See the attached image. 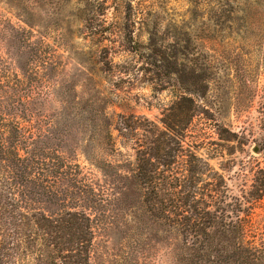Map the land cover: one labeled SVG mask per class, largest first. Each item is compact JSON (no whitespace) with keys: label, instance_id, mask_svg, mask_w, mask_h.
Returning a JSON list of instances; mask_svg holds the SVG:
<instances>
[{"label":"rangeland","instance_id":"rangeland-1","mask_svg":"<svg viewBox=\"0 0 264 264\" xmlns=\"http://www.w3.org/2000/svg\"><path fill=\"white\" fill-rule=\"evenodd\" d=\"M87 1L0 0V18L15 29L0 39V56L13 75L27 81L22 66L29 52L19 28L27 30V23L47 44L46 64L37 71L42 78L31 90L51 96L29 104L40 117L24 127L46 171H57L59 159L62 167L50 183L58 194L39 208L47 216L72 209L91 217L90 264H194L158 234L131 179L138 146L162 145L168 127L176 149L171 189L184 193L187 220L202 218L206 207L212 215L225 209L242 225L244 242L260 246L264 0H90L106 21L92 22L104 30L96 35L79 22ZM102 47L113 49L108 66L98 63ZM120 116L139 127L130 137L138 145L115 130ZM95 126L111 133L114 154L109 142L95 143Z\"/></svg>","mask_w":264,"mask_h":264},{"label":"trees","instance_id":"trees-1","mask_svg":"<svg viewBox=\"0 0 264 264\" xmlns=\"http://www.w3.org/2000/svg\"><path fill=\"white\" fill-rule=\"evenodd\" d=\"M84 6L86 13L79 22L95 32L93 35L103 32L92 24L93 21L106 24L93 12L94 4L89 0ZM7 21L0 18V39H10L15 31ZM25 24L27 30L19 28L18 31L19 42L29 52L27 64L22 66L27 81L13 75L10 66L0 56V264H90L94 239L91 217L72 209L47 216L39 208L47 202L45 198L58 194L50 189V183L55 181L53 175L58 173L62 163L59 159L57 171H46L44 167L48 163L24 127L33 116L40 117L39 110L30 111L29 104L51 96L39 91L34 94L31 90L32 84L39 83L42 78L37 71L38 66L46 64L41 59L46 54L47 44L41 33L36 37L33 28ZM137 47L135 43L130 52H136ZM112 50L102 47L98 63L110 65L108 56ZM125 121L120 116L119 127L115 130L122 133L124 140H135L138 145L139 142L130 137L137 135L139 127ZM148 130L142 129L144 133H149ZM94 133L95 143L103 146L104 141L109 142L105 144L107 151L114 154L115 151L110 149L111 133L102 131L99 126L94 127ZM160 135L162 145L149 149L138 146L136 164L130 171L131 179L142 192L145 214L158 227V234L174 241L194 264H264V243L258 247L245 243L242 225L237 218L233 220L227 215V210L221 209L222 214L212 215L206 207L202 218L187 220L189 211L184 193L171 189L174 178L170 161L175 158L173 153L176 150L172 148L173 135L168 127ZM37 137L40 138V133ZM104 164L112 167L109 163ZM237 205L236 211H239ZM230 231L235 235L229 236Z\"/></svg>","mask_w":264,"mask_h":264}]
</instances>
